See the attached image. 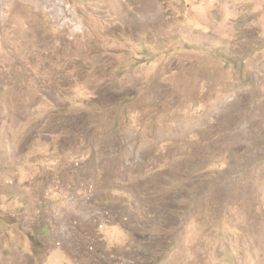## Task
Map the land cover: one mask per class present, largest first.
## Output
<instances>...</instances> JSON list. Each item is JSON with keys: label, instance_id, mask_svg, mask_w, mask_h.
Returning a JSON list of instances; mask_svg holds the SVG:
<instances>
[{"label": "rangeland", "instance_id": "1", "mask_svg": "<svg viewBox=\"0 0 264 264\" xmlns=\"http://www.w3.org/2000/svg\"><path fill=\"white\" fill-rule=\"evenodd\" d=\"M0 264H264V0H0Z\"/></svg>", "mask_w": 264, "mask_h": 264}]
</instances>
